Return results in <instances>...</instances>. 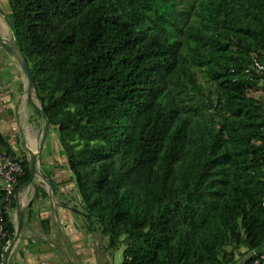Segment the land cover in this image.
Listing matches in <instances>:
<instances>
[{
    "label": "trees",
    "instance_id": "trees-1",
    "mask_svg": "<svg viewBox=\"0 0 264 264\" xmlns=\"http://www.w3.org/2000/svg\"><path fill=\"white\" fill-rule=\"evenodd\" d=\"M9 2L41 112L107 248L124 246L122 264H254L264 0ZM5 226L12 238L8 214Z\"/></svg>",
    "mask_w": 264,
    "mask_h": 264
},
{
    "label": "crops",
    "instance_id": "crops-1",
    "mask_svg": "<svg viewBox=\"0 0 264 264\" xmlns=\"http://www.w3.org/2000/svg\"><path fill=\"white\" fill-rule=\"evenodd\" d=\"M13 44L10 2L0 0V141L27 161L38 156L34 182L21 185L9 204L14 235L7 264H122L124 246L108 249L99 225L83 214L58 130L41 112ZM2 184L0 178V200Z\"/></svg>",
    "mask_w": 264,
    "mask_h": 264
},
{
    "label": "built area",
    "instance_id": "built-area-1",
    "mask_svg": "<svg viewBox=\"0 0 264 264\" xmlns=\"http://www.w3.org/2000/svg\"><path fill=\"white\" fill-rule=\"evenodd\" d=\"M254 67L264 73V64L254 58ZM25 175L24 158L18 153H8L3 149L0 141V178L2 197L0 200V264H7L12 251V238L8 237L5 226V216L8 214L12 196L20 187V180ZM254 264H264V251L256 258Z\"/></svg>",
    "mask_w": 264,
    "mask_h": 264
},
{
    "label": "water",
    "instance_id": "water-1",
    "mask_svg": "<svg viewBox=\"0 0 264 264\" xmlns=\"http://www.w3.org/2000/svg\"><path fill=\"white\" fill-rule=\"evenodd\" d=\"M13 49H14V55L16 60L18 61L19 65L23 69L24 73L28 77L29 80V88L31 90L35 89V81L32 76L31 70L29 68L28 62L22 52V49L16 44H13ZM30 170H31V177H30V183L34 182L36 175L38 173V156L35 154H30ZM24 220V213L20 214V226H22ZM259 250L254 251L253 253H257Z\"/></svg>",
    "mask_w": 264,
    "mask_h": 264
},
{
    "label": "rangeland",
    "instance_id": "rangeland-1",
    "mask_svg": "<svg viewBox=\"0 0 264 264\" xmlns=\"http://www.w3.org/2000/svg\"><path fill=\"white\" fill-rule=\"evenodd\" d=\"M39 104H41V102H38ZM81 206H82V209H83V205H82V203H81ZM124 258V257H123Z\"/></svg>",
    "mask_w": 264,
    "mask_h": 264
}]
</instances>
